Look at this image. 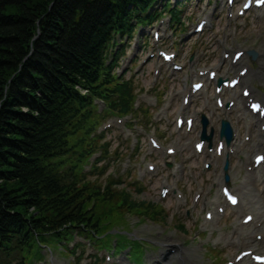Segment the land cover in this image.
Instances as JSON below:
<instances>
[{
    "label": "trees",
    "instance_id": "1",
    "mask_svg": "<svg viewBox=\"0 0 264 264\" xmlns=\"http://www.w3.org/2000/svg\"><path fill=\"white\" fill-rule=\"evenodd\" d=\"M128 2L136 0H0V242L25 231L11 213L35 230L86 222L42 161L63 149L75 112L70 91L96 76L99 43Z\"/></svg>",
    "mask_w": 264,
    "mask_h": 264
},
{
    "label": "rangeland",
    "instance_id": "2",
    "mask_svg": "<svg viewBox=\"0 0 264 264\" xmlns=\"http://www.w3.org/2000/svg\"><path fill=\"white\" fill-rule=\"evenodd\" d=\"M186 12L191 13L192 10H190L189 8H186ZM190 15V14H189ZM192 17V16H191ZM262 25L258 22H255V24L253 25V27H249L253 30V34L255 33L256 35L254 36H262ZM249 34V31L247 30V32H244V35ZM172 40H165V43L167 44V46H171L172 44ZM238 45L237 40L235 39H229L225 42V47L227 48H232ZM259 46L257 43H255V41H253L252 43H248V46L253 47V46ZM149 49H152V47H150ZM129 75V74H128ZM140 77V76H139ZM137 81L140 84L144 83V79L139 78L137 79ZM148 83V82H147ZM144 85V84H143ZM121 135V137H120ZM166 136H169V134H166ZM137 131L136 128L133 127L130 131V133L128 135H126L122 130L118 131H114L112 134L110 135H106L104 140L107 143V149L110 154L107 157H104V154H102V157L96 161L95 165L93 166H99L98 169H92L91 171H95L96 176L95 178H92V182L95 184H98L99 182H103L107 179L108 177V173L111 171V176L112 179H121V177L119 176V174H122L124 172L129 171L130 172V168L131 165L127 166L125 163L129 160V155L131 154L132 150H133V145H134V141L137 139ZM147 149V144L145 142V139L142 138L141 139V146L139 144V148H138V155H134L132 157V161H136L140 158V152L141 150H145ZM101 151V149H100ZM127 151V155H123V152ZM102 152V151H101ZM159 163H162V160H159ZM103 164H107L106 168H109L106 172V169L102 170V172H99V170L101 169V166ZM91 164H86L84 165L83 169L85 173L89 172V166ZM165 174L159 173L156 176H152V175H148L145 179V184L147 187V190H143L142 192H137L135 191V187L129 185L128 179L129 176L127 177H122V184L120 186V188H125L126 191L132 193V195L134 196V198L138 199V200H158V195H157V189L158 186L161 184V180L164 178ZM187 180L182 181V185L185 186L187 188V193L190 194L194 188V184L195 182H199L200 178H199V174H196V172L194 171L192 173V178L188 181V183H191L192 186H187ZM131 188L132 190H134V192L132 190H130L129 188ZM167 205H170V202H168ZM169 213V212H168ZM165 217L170 216L167 215V213H164ZM125 220L129 223L130 227L129 230L132 232L135 237L140 238V239H148V240H152L154 242L157 243H166L167 240H172L174 242H185L190 240V236L186 237L181 235L177 230H175V228H173V226H171V221H173V218L170 216V218H166L163 222L159 223L158 225L154 223V220H144V221H139L138 217L134 214H127V216L125 217ZM179 220V219H178ZM190 231V230H189ZM218 236L219 234L212 240V241H216L218 242ZM189 243V242H187ZM164 249H167V247H165ZM164 249H162L160 252L158 253H163ZM225 254V257H230L233 255L234 252H232L231 254H229L228 250H222L221 254ZM44 254L46 255V259H50L52 261V264H70L69 262L72 260V257H69L67 255H64L60 252V249H53V252L48 253V252H44ZM147 254H150V252H147ZM197 257L199 256V254H196ZM206 258L214 263V264H218L217 258L212 255L210 253V251H207L205 254ZM39 258H43L42 256H40ZM87 259V258H86ZM86 259L84 258L83 262L81 264H84ZM28 260H32V257H30ZM199 263H207L205 260H203L202 258V254H200V257L198 259ZM51 264V263H50Z\"/></svg>",
    "mask_w": 264,
    "mask_h": 264
},
{
    "label": "bare ground",
    "instance_id": "3",
    "mask_svg": "<svg viewBox=\"0 0 264 264\" xmlns=\"http://www.w3.org/2000/svg\"><path fill=\"white\" fill-rule=\"evenodd\" d=\"M240 115L245 116V112H244V111H240ZM256 122H257V119H256L255 117H252V118H250V119L248 120V124H249L250 126H252V125L255 124ZM245 145H246V143H242V144L239 143L237 146H235V148L238 149V148H240V147H242V146H245ZM259 148H260V149H264V140H261V143H259ZM252 177H254V178L257 177V173H256L255 171H248V172H247V179H246V181L244 182L242 188H245V186L247 185L249 179L252 178ZM215 200L217 201V198H216ZM261 205H262V204L258 205V207H257V210H259L258 213H257V222L260 221V220L263 218V215H264V213L261 212L262 210H264V207H262ZM239 228H240V227H239ZM240 229H242V228H240ZM164 256H166V255H164ZM179 260H180V264H185V262H186L187 260L190 261V258L187 259V257L184 256V257H179ZM163 261H165V264H171V263L174 261V258H173V257H170V259H166V258H164Z\"/></svg>",
    "mask_w": 264,
    "mask_h": 264
},
{
    "label": "snow or ice",
    "instance_id": "4",
    "mask_svg": "<svg viewBox=\"0 0 264 264\" xmlns=\"http://www.w3.org/2000/svg\"><path fill=\"white\" fill-rule=\"evenodd\" d=\"M262 2H264V0H262ZM259 159L264 160V157H260ZM225 192L227 194V190H225ZM228 198L232 201L233 204L237 202L235 196L230 195ZM249 219H251V217H249Z\"/></svg>",
    "mask_w": 264,
    "mask_h": 264
}]
</instances>
